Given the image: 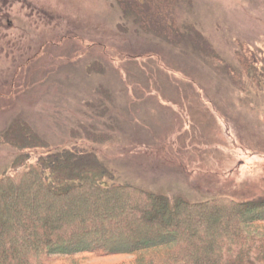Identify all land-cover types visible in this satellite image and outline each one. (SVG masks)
<instances>
[{"label":"rangeland","instance_id":"obj_1","mask_svg":"<svg viewBox=\"0 0 264 264\" xmlns=\"http://www.w3.org/2000/svg\"><path fill=\"white\" fill-rule=\"evenodd\" d=\"M29 1L56 27L0 30V177L69 149L103 187L264 200V0H178L145 27L116 0ZM16 121L46 148L2 142Z\"/></svg>","mask_w":264,"mask_h":264},{"label":"trees","instance_id":"obj_2","mask_svg":"<svg viewBox=\"0 0 264 264\" xmlns=\"http://www.w3.org/2000/svg\"><path fill=\"white\" fill-rule=\"evenodd\" d=\"M116 1L145 27L178 0ZM2 142L46 148L22 121ZM108 174L94 153L66 149L1 176L0 264H264V200L170 199L129 184L103 187Z\"/></svg>","mask_w":264,"mask_h":264},{"label":"flooded vegetation","instance_id":"obj_3","mask_svg":"<svg viewBox=\"0 0 264 264\" xmlns=\"http://www.w3.org/2000/svg\"><path fill=\"white\" fill-rule=\"evenodd\" d=\"M18 5H20L19 10L21 12H23L24 10L26 12L22 15L19 11L17 12V16H15V14H13V11H17L16 6ZM49 14L47 11H44L42 9L37 1L32 2L29 0H0V30L2 29L5 31L6 38V36L9 34V31L14 29V27H36L39 29L41 26H43V23L47 27H56V25H51L53 17ZM48 21L50 22L48 23ZM14 30H16V28ZM23 31L26 30L24 29ZM26 33L28 34L27 31ZM25 36L26 35L21 34L20 40L24 41V39H26ZM7 42L9 45L12 41L9 39L7 40ZM38 48L42 49L43 46L39 45Z\"/></svg>","mask_w":264,"mask_h":264}]
</instances>
